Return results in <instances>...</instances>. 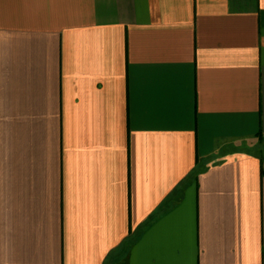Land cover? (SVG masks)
Wrapping results in <instances>:
<instances>
[{"label": "crops", "instance_id": "0c3cea01", "mask_svg": "<svg viewBox=\"0 0 264 264\" xmlns=\"http://www.w3.org/2000/svg\"><path fill=\"white\" fill-rule=\"evenodd\" d=\"M0 264H264V0H0Z\"/></svg>", "mask_w": 264, "mask_h": 264}]
</instances>
